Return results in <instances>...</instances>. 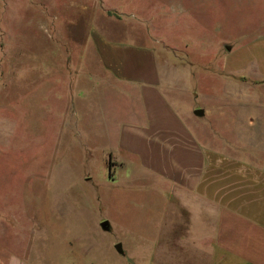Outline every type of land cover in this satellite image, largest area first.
Returning <instances> with one entry per match:
<instances>
[{
	"label": "rangeland",
	"instance_id": "obj_1",
	"mask_svg": "<svg viewBox=\"0 0 264 264\" xmlns=\"http://www.w3.org/2000/svg\"><path fill=\"white\" fill-rule=\"evenodd\" d=\"M101 1L7 0L0 244L13 245L16 231L30 250L29 233L40 225L44 243L35 247L47 263L148 264L158 257V222L144 229L143 218L160 212L145 199L162 196L153 187L161 178L118 147L127 109L101 80L107 75L94 33L134 45L151 40L159 68L177 71L175 84L191 92L180 96L182 112L211 109L197 119L201 130L233 123L241 102L233 90L264 85V0H103L107 9L100 11ZM110 152L123 164L108 166ZM104 221L112 230L102 228Z\"/></svg>",
	"mask_w": 264,
	"mask_h": 264
},
{
	"label": "crops",
	"instance_id": "obj_2",
	"mask_svg": "<svg viewBox=\"0 0 264 264\" xmlns=\"http://www.w3.org/2000/svg\"><path fill=\"white\" fill-rule=\"evenodd\" d=\"M104 8L102 0L100 11ZM6 10L7 0H0V49ZM93 43L107 75L101 80L127 109L125 120L117 123L118 147L138 155L161 178L153 187L162 196L146 194L145 199L161 208L143 218L144 229L158 222L152 252L158 257L152 255L148 264H264V85L233 90L241 95L233 123L225 128L215 121L201 130L197 119L211 109L202 106V116L194 114L200 107L182 112L180 96L191 92L175 84L177 71L159 68L151 40L134 45L94 33ZM221 92L226 94V85ZM108 155V166L123 164V157ZM39 226L29 233L30 250H24L23 235L16 231L10 236L13 245L0 244V264H58L39 260L35 241L44 243L45 237ZM147 231L141 236L148 237Z\"/></svg>",
	"mask_w": 264,
	"mask_h": 264
},
{
	"label": "water",
	"instance_id": "obj_3",
	"mask_svg": "<svg viewBox=\"0 0 264 264\" xmlns=\"http://www.w3.org/2000/svg\"><path fill=\"white\" fill-rule=\"evenodd\" d=\"M229 49H230V48H228V50H229ZM194 114L197 115V116H202V115L204 114V110H203L202 108H196V109L194 110ZM101 226H102V228H103L104 230H109V228H110V226H109V224H108L107 221L102 222V223H101ZM115 248L117 249V251H118L119 253H122V249H121V245H120V244H117V245L115 246Z\"/></svg>",
	"mask_w": 264,
	"mask_h": 264
}]
</instances>
